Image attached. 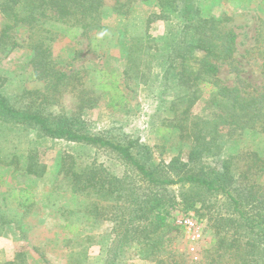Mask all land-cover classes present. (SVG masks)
<instances>
[{"label":"trees","instance_id":"16d2710c","mask_svg":"<svg viewBox=\"0 0 264 264\" xmlns=\"http://www.w3.org/2000/svg\"><path fill=\"white\" fill-rule=\"evenodd\" d=\"M148 1L0 0V54L25 49L29 78L43 83L40 90L12 96L4 92L0 78V166L42 178L46 167L39 162L36 141L45 138L101 150L115 161L120 174L90 158L81 163L80 154H65L59 169L70 193L82 199L75 211L81 223L112 226L104 264H114L131 248L140 261L187 264L183 255L168 249L167 236L174 229L170 213L179 205L194 209L212 231L208 254L196 264H264V185L259 181L264 156L241 143L248 134L264 136V85L246 92L244 86L228 87L218 79L217 64L231 62L236 51V34L224 25L227 19L203 15L199 0H154L163 35L129 39L121 71H64L52 59L55 34L43 27L47 23L85 36L99 28L104 11L124 16ZM16 28L29 31L23 43L14 39ZM159 58L166 66L158 77L152 66ZM231 70L238 72L233 66ZM140 86L157 87L156 111L166 131L177 137L185 161L177 156L159 169L138 139L88 132L82 116L96 108L101 95L108 94V106L115 109L128 102L125 91ZM204 89L206 104L217 113L214 123L191 115ZM66 97L74 100L70 111ZM22 139L25 151L19 149ZM227 143L234 150L220 159ZM19 192L24 194L12 199L28 211L33 202ZM64 221L63 229L74 235L76 226ZM0 264L28 263L16 258Z\"/></svg>","mask_w":264,"mask_h":264},{"label":"rangeland","instance_id":"374dc122","mask_svg":"<svg viewBox=\"0 0 264 264\" xmlns=\"http://www.w3.org/2000/svg\"><path fill=\"white\" fill-rule=\"evenodd\" d=\"M199 4L203 15L227 19L224 25L236 34L232 61L217 64L218 79L228 87L244 86L246 92L259 91L264 85V0H199ZM157 13L154 0L131 7L124 16L104 11L99 28L85 36L55 23H47L43 27L55 34L50 42L51 54L61 70L118 72L125 66L124 47L129 39L163 35L164 23L156 18ZM28 34L27 28L13 31L18 43H23ZM27 59L25 49H18L7 56L0 54V78L4 81L3 90L7 95L42 89L43 83L29 78ZM165 66L166 61L159 58L152 70L159 77ZM232 66L238 70L237 73L231 70ZM156 90L157 87L140 86L133 92L125 91L128 102L115 109L108 106L109 95H101L96 108L82 116L88 132L107 138L128 135L138 139L151 150L153 164L159 169L177 156L185 161L184 153H179L177 137L166 131L162 115L156 111ZM207 97L204 89L201 99L192 107L191 115L214 123L217 113L206 104ZM64 104L70 111L74 100L66 97ZM22 140L24 142L19 149L25 151L28 146L25 139ZM241 143L258 149L264 156L263 135H245ZM230 145L226 144L220 159L234 150ZM36 148L39 162L46 167L42 178L26 177L13 168L0 166V262L18 258L28 264H104L106 250L113 240L112 226L109 222L89 226L81 223L75 211L82 206V199L70 193L59 174L60 162L65 154H80L81 163L89 162L90 158V161L103 164L116 174H120L122 168L101 150H90L63 140H38ZM207 163H212V160H207ZM259 181L264 185V177ZM20 190L26 192L33 202L28 211L17 206L12 199V195L24 194ZM187 219L195 223L194 228L182 225ZM64 220L76 226L74 235L63 229ZM169 223L174 229L167 236L168 249L173 253L183 255L187 264H196L208 254L212 231L205 219L199 220L194 209L185 210L183 206H177L170 213ZM83 236H86L83 245H78ZM114 264L154 263L138 260L131 248Z\"/></svg>","mask_w":264,"mask_h":264},{"label":"built area","instance_id":"2783aa9c","mask_svg":"<svg viewBox=\"0 0 264 264\" xmlns=\"http://www.w3.org/2000/svg\"><path fill=\"white\" fill-rule=\"evenodd\" d=\"M182 225L188 229H192L195 227V223L190 219L184 220L182 222ZM191 251L193 252V250H191Z\"/></svg>","mask_w":264,"mask_h":264}]
</instances>
